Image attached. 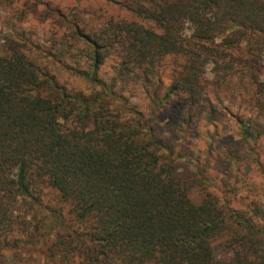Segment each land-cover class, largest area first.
Here are the masks:
<instances>
[{
	"label": "trees",
	"instance_id": "trees-1",
	"mask_svg": "<svg viewBox=\"0 0 264 264\" xmlns=\"http://www.w3.org/2000/svg\"><path fill=\"white\" fill-rule=\"evenodd\" d=\"M113 1L133 18L48 5L47 45L17 25L30 0H0V238L56 264H264V183L244 164L264 168V0ZM215 114L239 126L208 133L222 190L191 149Z\"/></svg>",
	"mask_w": 264,
	"mask_h": 264
},
{
	"label": "rangeland",
	"instance_id": "rangeland-1",
	"mask_svg": "<svg viewBox=\"0 0 264 264\" xmlns=\"http://www.w3.org/2000/svg\"><path fill=\"white\" fill-rule=\"evenodd\" d=\"M30 0L29 6H23L26 10L32 11L31 13L35 14H24L25 11L20 10L22 14L17 15L24 16L27 20H22V22H18L17 25H22L26 27V29H31L36 31L38 36L34 39H38L39 41H43L47 45L49 44L47 39L52 40V37L50 36V33H45L42 30V19L44 18L45 14L47 13L48 5L51 7L58 8L66 14L76 13L81 10H85L89 13H97L103 18H114V19H132V14L128 12L124 7H122L119 3H116L113 0ZM38 1V2H37ZM36 6V7H35ZM6 16V12L2 11L0 7V19H4ZM0 20V21H1ZM3 22V21H2ZM10 31L9 26L6 24L3 26V33L0 34V37L4 33H8ZM40 35V36H39ZM77 62H79L78 67H81V69H87V64L85 61V57L83 55V52H80L78 54V57L74 58ZM75 66H77L75 64ZM66 71V70H65ZM66 74L72 75L69 71H66ZM208 77H212V74L209 72ZM70 78V77H69ZM76 84L78 86H81L85 88L87 86L86 80L83 78L77 79L76 78ZM213 93V91H211ZM228 92V91H227ZM229 94V92H228ZM220 97L223 98L225 95V92H221L219 94ZM236 95V94H235ZM239 101V92H237L236 95ZM212 98H214V94H212ZM229 101L225 100V103L228 104ZM130 105L135 106L139 109H142L143 111H148V109L151 107V102L149 98H146V96L143 93H138L136 96H134L131 99ZM250 111V107L243 103L242 111ZM211 123H203L198 136L193 140L191 149L194 151L195 156L198 157L201 160V164L205 163L209 159L211 161V165L207 166V170L205 171V175L209 178L210 182L212 183L210 186V189H226L225 181L228 180V177L223 173V165L224 163L221 160H218L216 158L217 152L212 153L211 155L209 153V145L212 141L210 138V135L208 133H214L216 131L214 125L212 122H215V124L218 127V131L220 133H226V132H234L238 133L239 126L237 125L235 121L234 115L227 114L226 116L215 114L212 116ZM206 126V127H205ZM216 155V156H215ZM262 161H264V150L261 154ZM244 164L250 165V172L255 175L261 183H264V168H261L253 161L249 160L244 162ZM213 185V186H212ZM215 186V187H214ZM225 187V188H224ZM263 191V190H262ZM243 194L245 196L249 195V192L247 190H243ZM193 197L195 199L199 198V191L194 190L193 191ZM257 197V196H256ZM259 199L263 201L264 205V191L261 192V195L258 196ZM248 201V199H245V203ZM244 203V202H243ZM16 233L10 234L7 236V239H4L5 237L2 236L0 238V264H56L55 261H53L49 255L48 252L45 250L44 247L40 245H26V244H17L15 242Z\"/></svg>",
	"mask_w": 264,
	"mask_h": 264
}]
</instances>
